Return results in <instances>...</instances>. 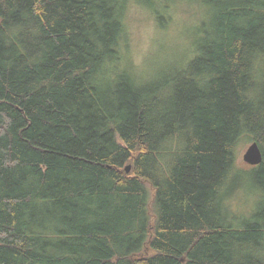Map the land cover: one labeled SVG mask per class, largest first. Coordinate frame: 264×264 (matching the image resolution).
I'll use <instances>...</instances> for the list:
<instances>
[{"label": "trees", "instance_id": "trees-1", "mask_svg": "<svg viewBox=\"0 0 264 264\" xmlns=\"http://www.w3.org/2000/svg\"><path fill=\"white\" fill-rule=\"evenodd\" d=\"M197 1V55L137 80L129 0H0V264H264V160L255 220L222 217L242 137L264 153V0Z\"/></svg>", "mask_w": 264, "mask_h": 264}, {"label": "rangeland", "instance_id": "rangeland-1", "mask_svg": "<svg viewBox=\"0 0 264 264\" xmlns=\"http://www.w3.org/2000/svg\"><path fill=\"white\" fill-rule=\"evenodd\" d=\"M150 2L129 0L123 15L125 32L117 65L118 69L126 66L137 80H151L162 73L185 68L197 55L195 46L199 44L203 30L213 28V10L197 0ZM108 67L109 72L116 69V65ZM253 141V135L243 136L240 140L236 169L223 187L222 217L234 228H242L254 221V214L262 208L263 190L254 179L255 167L244 160Z\"/></svg>", "mask_w": 264, "mask_h": 264}, {"label": "water", "instance_id": "water-1", "mask_svg": "<svg viewBox=\"0 0 264 264\" xmlns=\"http://www.w3.org/2000/svg\"><path fill=\"white\" fill-rule=\"evenodd\" d=\"M244 160L254 166L259 165L263 162L264 153L258 141L254 140L247 148V151L244 154ZM126 169L128 172L131 171L132 165H127Z\"/></svg>", "mask_w": 264, "mask_h": 264}]
</instances>
